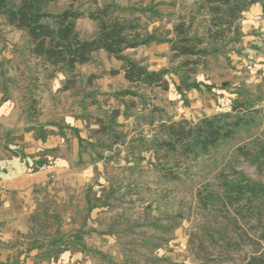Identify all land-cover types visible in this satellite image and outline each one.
Instances as JSON below:
<instances>
[{"label":"rangeland","instance_id":"1","mask_svg":"<svg viewBox=\"0 0 264 264\" xmlns=\"http://www.w3.org/2000/svg\"><path fill=\"white\" fill-rule=\"evenodd\" d=\"M69 3L58 0L49 10L59 12ZM106 4L113 5L121 19L134 20L156 38L172 37L180 17L195 15L192 33L203 36L206 26L205 18L194 13V0H77L74 8L84 13L76 22L82 38L93 37L97 30L86 13ZM236 25L234 40L216 46L206 66L191 74L189 82L197 86L179 92L181 60L171 56L166 42L123 52L148 70L162 73L168 81L166 90L131 88L121 71L110 75L109 70L121 63L103 50L72 73L63 70L48 80L27 55L26 35L0 17V90L24 104H29L30 90L39 103L36 91L49 81V105L60 109L49 117L53 127L49 131L60 145L49 148V162L68 155L73 167H95L82 184L75 182V174L52 179L49 198L33 216L30 240L23 247L48 250L42 259L54 260L59 249L81 250L88 264H244L261 252L263 126L243 129L196 159L154 145L163 138L160 120L196 122L228 112L235 99L263 93L260 4L249 6ZM90 74L95 77L88 79ZM70 76L75 86L66 98L60 89L52 91ZM126 90L134 95H122ZM62 104L67 105L61 109ZM115 109L120 113L111 121ZM101 124L106 131L98 130ZM239 186H253L256 191Z\"/></svg>","mask_w":264,"mask_h":264},{"label":"trees","instance_id":"2","mask_svg":"<svg viewBox=\"0 0 264 264\" xmlns=\"http://www.w3.org/2000/svg\"><path fill=\"white\" fill-rule=\"evenodd\" d=\"M58 0H0V17L8 27L22 31L27 39V55L46 72L45 78L52 79L63 70L72 73L78 65L86 64L92 55L105 51L120 61L118 69L109 70L110 75L122 72L123 78L131 88L147 87L166 90L168 81L162 73L148 70L145 66L126 57L123 52L152 42H166L171 56L180 59V84L176 89L196 87L189 82L197 67H205L207 57L220 44L233 41L238 35L237 22L242 13L252 4L259 3L264 10V0H194L195 14L205 18L203 36L192 33L195 15L188 19L180 17L173 24V36L156 38L143 32L134 20L121 19L111 4L88 11L86 16L96 24V34L84 39L76 29V22L84 13L74 8L77 0L59 12H51L49 5ZM96 1V0H93ZM95 77L90 74L88 79ZM33 80H37L35 76ZM75 86L72 76L67 77L61 90H71ZM41 88L36 91L38 93ZM122 95H134L131 90ZM28 111L31 117L39 115L35 92H28ZM118 109L112 110L110 120L119 115ZM97 121L102 122L100 118ZM262 125L264 137V90L260 96H249L233 100L228 112L203 116L196 122L186 118L177 121L160 120L159 131L163 138L155 141V149L178 154L185 158L196 159L207 155L221 143L231 140L243 129ZM106 131L104 124L98 128ZM116 143V142H114ZM178 167V164H174ZM171 177H177L170 173ZM243 186H239L242 188ZM245 191L254 192L256 187L244 186ZM243 187V188H244ZM264 193V187L260 189ZM264 241V235H262ZM264 243V242H263ZM244 264H264V247L258 255L250 257Z\"/></svg>","mask_w":264,"mask_h":264},{"label":"crops","instance_id":"3","mask_svg":"<svg viewBox=\"0 0 264 264\" xmlns=\"http://www.w3.org/2000/svg\"><path fill=\"white\" fill-rule=\"evenodd\" d=\"M57 89L61 86L52 91ZM68 92L61 90L60 95L66 98ZM38 94L39 115L31 117L29 104L0 90V264H88L81 250L59 249L54 260L42 259L43 253L50 254L48 250L21 245L30 240L33 216L49 198L52 179L75 174V182L82 184L95 170L73 167L68 155L49 162V148L60 147L53 140L57 136L49 131L53 129L49 117L60 109L49 105V81Z\"/></svg>","mask_w":264,"mask_h":264}]
</instances>
